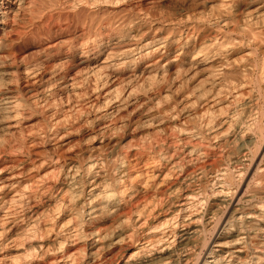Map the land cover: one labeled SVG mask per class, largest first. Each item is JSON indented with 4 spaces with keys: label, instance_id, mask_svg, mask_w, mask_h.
<instances>
[{
    "label": "bare ground",
    "instance_id": "6f19581e",
    "mask_svg": "<svg viewBox=\"0 0 264 264\" xmlns=\"http://www.w3.org/2000/svg\"><path fill=\"white\" fill-rule=\"evenodd\" d=\"M129 1L0 0V264H264V0Z\"/></svg>",
    "mask_w": 264,
    "mask_h": 264
},
{
    "label": "rangeland",
    "instance_id": "374dc122",
    "mask_svg": "<svg viewBox=\"0 0 264 264\" xmlns=\"http://www.w3.org/2000/svg\"><path fill=\"white\" fill-rule=\"evenodd\" d=\"M138 1V3H136V2ZM148 2V3H146V2ZM157 1H159V3H157V4H154V3H156ZM262 1V0H261ZM135 2V3H134ZM141 2V3H140ZM156 2L153 0L152 2L151 1H148V0H133V2H132V0H130L129 2H127L126 4L128 5V4H131V5H133V8L134 9H136V8H139V7H141L142 9H147L148 8V10L149 11H151L152 13H154V15L155 16H158L157 18H159L160 20L164 17V18H169V15H170V18L169 19H174L173 21H175V19L177 20V21H179L180 19H182L181 21H184V22H186L187 20H194V17H198V12H195L194 13V10L192 9V5H191V3H188V2H186V0H156ZM178 2V3H177ZM180 2H182V3H180ZM186 2V3H185ZM145 4L146 6H144L143 4ZM167 3V4H166ZM260 3V4H259ZM141 4V6H138V5H140ZM158 4H160L161 6H159ZM177 4H179V5H177ZM181 4V5H180ZM187 4V5H186ZM191 6H190V5ZM148 5V6H147ZM153 6V7H150V6ZM156 5V6H155ZM260 5H262L261 4V2H258V1H256V3H253V5H251V6H249V7H246V8H243L242 10L243 11H239V12H241L242 14V16H245V17H247V15H251L250 13H252V17L253 16H259V18H262V16H260V15H264V7H260ZM183 6V7H182ZM189 6V7H188ZM156 7H158V8H156ZM162 7V8H161ZM181 7V8H180ZM185 7V8H184ZM150 8V9H149ZM154 8V9H153ZM180 8V9H179ZM255 8V9H254ZM172 9V10H171ZM253 9V10H252ZM257 9V10H256ZM175 10V11H174ZM249 10V11H248ZM101 10H98L97 11V14H95L94 13V18L96 17V19H99V18H103V19H105L106 17H108V16H103V15H110L111 13H106V10H104L105 11V13L106 14H103L104 12L103 11H101ZM163 11V12H162ZM195 11H197V10H195ZM251 11V12H250ZM98 12H99V14H98ZM180 14H179V13ZM183 12V13H182ZM188 12V13H187ZM159 13V14H158ZM161 13V14H160ZM163 13V14H162ZM169 13V15H167ZM178 14V16H177V14ZM184 13H186V14H184ZM209 13H211V11H209ZM207 14V16L208 15H210V14ZM249 13V14H248ZM176 14V15H175ZM183 14V15H182ZM259 14V15H258ZM162 15H165V16H162ZM175 16V17H174ZM187 16V17H186ZM194 16V17H193ZM177 17V18H176ZM244 17V18H245ZM255 19H257V18H255ZM255 19L254 18H252V21H255ZM246 20V19H245ZM262 23H264V22H262ZM242 24H244V22L242 23ZM250 24V23H249ZM71 25H73V23L71 24ZM71 25H70V29H71V31H70V29H69V33H68V37L70 36L69 34L71 33V32H73L74 33V31H75V29H74V26H72L71 27ZM243 26H245V25H243ZM242 26V28H246L247 26H245V27H243ZM253 27H256L258 30H259V28H258V26H264V24H261V23H259V24H255V25H252ZM257 29H255V30H257ZM261 29V28H260ZM72 30H74V31H72ZM72 34V33H71ZM233 37L235 38V40H234V42H233V46H234V44H238V45H235V47H241L242 49H246L245 50V52H241V53H237V54H235V55H233V56H231L230 57V60L229 59H226V58H223V57H225L224 56V54H218L217 56L218 57H221V58H223V60H224V62L225 61H227V62H225L224 64L225 65H231L232 64V66L234 65H236L235 67H239L238 68V70H230L229 72H230V74H229V72L227 71V73H226V76H225V83H226V85H228L229 84V86H231V87H233V86H236V85H238L239 83H243V82H245V83H248L249 84V86H251V88H253V89H257V87H258V85H256V84H258V82L256 81V79H257V75L259 74V72H260V69H261V67L262 66H264V50H261L256 44H255V42L252 40V38L253 37H246V34L244 33H242V31L241 30H236L234 33H233ZM261 37L262 38H258V39H260V40H262V41H264V35H262L261 34ZM26 39H29L30 41H32V42H30L29 40H27L26 41ZM254 39V38H253ZM24 40V39H23ZM23 40H21V42L16 46L17 47V49L19 50V53L20 52H22V53H20V54H22V56L25 54L26 55V57H27V59H30V57H31V59L32 58H35L37 55H38V53H39V49L41 48L40 46L41 45H43L44 43H45V41H44V39L43 38H41V39H39V38H37V37H35V38H25V40H24V42L25 43H23L22 41ZM33 40H35L34 42H33ZM36 40H38L37 42H36ZM39 41H40V43H39ZM85 42H87L88 41V39L86 38L85 40H84ZM27 42V43H26ZM30 42V43H29ZM23 44V45H22ZM30 44V45H29ZM23 48V49H22ZM262 49H264V48H262ZM37 51H38V53H37ZM249 52V53H248ZM215 53V52H214ZM225 53V52H224ZM24 55V56H25ZM33 55V56H32ZM226 55V54H225ZM23 56V57H24ZM133 57V59L136 61L137 60V55L136 54H133L132 55ZM216 56V57H217ZM248 58V57H252V61L251 62H248V60L247 59H245L246 57ZM25 57V58H26ZM135 61H132L133 63H135ZM132 62H129L128 64H126V65H124V66H121V68H124V69H129V68H131V67H133L134 65L132 64ZM229 62H231V63H229ZM242 64V65H241ZM127 65H129L128 67H127ZM229 65V66H230ZM241 67H240V66ZM131 66V67H130ZM233 66V67H234ZM126 67V68H125ZM241 68V69H240ZM251 71H252V73H251ZM233 72H234V74L235 75H232L233 74ZM237 72V73H236ZM254 73V74H253ZM237 74V75H236ZM246 74V75H245ZM238 76V77H237ZM232 77V78H231ZM243 77V78H242ZM250 78V79H249ZM248 79H249V82H248ZM231 80V81H230ZM85 80H83V82H84ZM254 81H256V82H254ZM82 82V84L80 85V87L79 88H81V86L83 85V84H85V85H83V87L81 88V89H83V92H82V96H85V94H84V91H85V89H86V86H87V84H91L92 85V83L90 82V80H88V82H90V83H88L87 81H85V82H87V83H83ZM233 83V84H232ZM235 84V85H234ZM91 85H88L87 87H89V86H91ZM93 86V85H92ZM91 86V87H92ZM91 89V88H90ZM37 113V114H36ZM34 115H32L33 117H31V119H29L28 121H26L28 124H32V125H30V126H34L33 128H40L41 126H40V124L43 122V120H40V118L39 117H41L40 115H42V113H41V111L39 110V111H37V112H34L33 113ZM34 116H36V117H34ZM42 119V118H41ZM36 120V121H35ZM39 121H42V122H39ZM40 123V124H39ZM38 124V125H37ZM42 125V124H41Z\"/></svg>",
    "mask_w": 264,
    "mask_h": 264
}]
</instances>
